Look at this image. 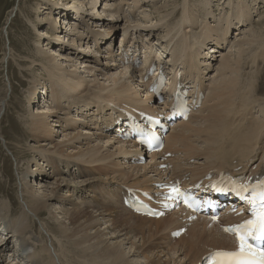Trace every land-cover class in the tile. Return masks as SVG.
Wrapping results in <instances>:
<instances>
[{
    "label": "bare ground",
    "instance_id": "6f19581e",
    "mask_svg": "<svg viewBox=\"0 0 264 264\" xmlns=\"http://www.w3.org/2000/svg\"><path fill=\"white\" fill-rule=\"evenodd\" d=\"M73 1L72 10H59L57 0H46L52 5L48 26L56 30L52 31L54 38L43 36L50 34L48 28L47 31L38 28L43 24L40 20L33 23L28 19L41 36L35 40L41 58H34L31 62L39 61V69H43L44 74L39 73L40 70L34 73L27 99L35 106L32 100L37 96L38 84L46 78L52 85L51 90L55 88L58 93L51 99L52 91L43 85L46 91L39 96L41 103L37 102L38 107L30 106V116L23 112L18 121L34 131L33 135L38 140L46 141V136L59 133L66 123L76 131V127H81L88 120L87 128L82 131L61 134L62 142L54 149L30 146L34 158L50 155V159H46L52 168L56 162L63 164L64 168L76 167L71 169V177L66 174L56 182L39 180L31 184V177L43 173L38 167L31 168L34 160H29L28 167L21 170V175L19 173L18 213L9 214L17 211L13 207L14 198L8 196L7 201L5 197L0 204V238L4 237L2 241L0 239V257L9 253L7 264H199L213 250L237 248L234 238L223 231V224L238 223L242 217L229 215L224 217V221L214 222L209 216L198 215L190 220L189 212L181 208L153 219L131 212L123 203V195L129 187L159 194L162 192L160 187L175 178L189 177V183H195L210 174L217 176L222 170L235 171L239 167L242 170L235 171L237 174L245 171L255 173L264 163V14L251 26L254 12L249 10L251 6L248 7L246 0L239 2L237 10V4H232L236 13L232 15L228 14L230 7H222L217 12L210 0H204L201 8L196 3L190 6L192 0L179 3L175 0L180 6H175L172 0H165L161 5H158L159 0H112L113 3L105 2L100 9L99 0ZM146 2L149 3L147 7ZM36 3L38 6L41 4L40 1ZM227 3L224 0L223 4ZM152 5L157 10L150 12L148 6ZM202 7L205 15L198 16V12L204 10ZM140 9L141 12L137 11ZM122 11H126V15H122ZM137 12H140L139 16ZM56 13L60 15L54 18ZM80 13H85L98 28L91 29L86 17H80ZM157 13L159 20L155 19ZM141 17L149 21V25L143 23ZM71 19L76 21L71 22ZM60 21L64 24L62 28L59 27ZM79 25L85 28L84 31ZM118 27L122 28L123 36L121 43L113 46V31ZM233 27H236L235 40L228 41L226 45L225 37ZM61 29L65 31V37L60 36ZM102 30L104 35H101L104 32H99ZM158 30L162 31V36ZM149 35L152 40L147 41ZM91 39L93 45H98L99 41L103 44L96 53L89 46ZM43 44L47 46L43 48ZM207 44L212 45L205 50ZM84 45L88 54L77 49ZM133 45L141 46L147 58L151 55L170 71L176 72L177 66L182 64L185 80L196 81L193 87H203L202 78L205 79L206 70L217 58L220 59L212 75L206 77L209 84L204 83L203 89L207 92L199 111L192 112L187 121H177L167 136L165 149L148 155L149 163L144 166L132 163L126 170L125 165L120 168L125 170L121 171L122 174L128 171L127 180L133 178L136 181L122 184L113 176V183L101 185L93 191L94 194H89L90 183L96 182L97 177L94 174L91 177L87 170L97 168L110 174L113 167H120L118 157L135 162L143 161L148 154L136 143L123 142L115 134L104 132L105 127L113 126L121 119V109L157 115L168 107L166 102L161 105L151 103L154 96L149 92V81L144 80L141 72L145 63L138 68L128 62L127 50ZM224 45L220 52L219 48ZM51 46L62 52L49 50ZM103 51L105 61L100 66L90 64ZM24 62L35 71L27 60ZM64 99L80 110V117L61 115L60 111L67 107ZM5 102L0 100V119L4 117ZM0 138L6 140L1 125ZM168 152L173 156L165 158ZM191 159H194L193 163ZM162 165L166 167L161 169ZM87 174L89 176L85 177ZM185 183L189 185L188 181ZM0 189L5 193V184L0 183ZM64 189L67 193L62 197ZM2 190L0 195L4 194ZM93 196L96 199H90ZM64 199H67L65 203ZM60 202L62 206L58 205ZM32 217L44 221L45 226L41 223L43 221L39 222L42 231L47 233L46 228L52 227L53 237L49 235L46 240L42 232L36 230ZM181 228H185L178 239L181 246L177 248L173 244L166 250L162 249L163 237L168 238V233L171 235Z\"/></svg>",
    "mask_w": 264,
    "mask_h": 264
},
{
    "label": "rangeland",
    "instance_id": "374dc122",
    "mask_svg": "<svg viewBox=\"0 0 264 264\" xmlns=\"http://www.w3.org/2000/svg\"><path fill=\"white\" fill-rule=\"evenodd\" d=\"M36 1L37 2L40 1L41 4L38 6L37 5L38 3H36ZM159 1L160 2L158 3V5H161L162 3H164L165 0H159ZM169 1H171V0H169ZM174 1L175 0H172V3ZM182 1L183 0H177V3L182 2ZM240 1L241 0H232L231 2H229V0H227L228 3L226 5L223 4L224 0H210V3H212V5H214L213 9H216L217 12H219L222 7H226L227 9L230 7V10L228 11V14L232 15V14H236V13H234L235 10H234L232 4L233 3L237 4V8H236V10H237L238 9V4H239ZM243 1H245V0H243ZM263 1L264 0H260V1L259 0H246L245 1V3L249 4L248 7L251 6L249 10L254 12L253 13L254 14V18H253V20L251 21V24H250L251 26L262 16V14H264V2ZM57 2L60 5V9L59 10H64V9L65 10H67V9L72 10L71 8H72V4H73L74 1L73 0H57ZM105 2H108L107 4L113 3L112 0H99L98 9L102 8V6H104ZM203 2H204V0H192L190 6H193L194 3H196L195 5H198L201 8V6L203 5L202 4ZM219 2H220V4H219ZM147 4H149V3L146 2L145 3V5H146L145 7H147ZM175 4L176 3L174 2V5ZM176 5L180 6V4H176ZM40 6H41V8H40ZM51 7H52V5L47 3L46 0H0V100L6 101L5 102L6 106H5V111H4V117H1V119H0L1 129L3 130L4 136H6V140L0 138V183L5 184L6 192L4 193V189L3 190L0 189L4 193V194L0 195L1 196L0 197V201H1L0 204L3 203V201H5L4 199H6V198H7V201H9V197L8 196H10V198H14L15 199L13 201V204H14L13 207L17 211L16 212L10 211L9 212L10 215H11V213H14V214L18 213V206L20 204V199H19V197H20V189H18V184L20 183L19 173L21 175V170H23L26 167H28L27 164H28L29 160H34V161H31V162H33L30 165L31 168H35V167H36V169L39 168V170H42V173H43L42 175H40V172H39L37 175L31 177V184L34 183V181L37 182L39 180H40V182L43 181V180H49L51 182L52 181L56 182V179H60V177L62 178L66 174L68 175L67 177H71L70 171H71V169L76 167V166H74L73 168H71V167L70 168H64L63 164H61L59 162H56V164L54 166L55 169H54V167L52 168V167H50L48 165L49 162L46 159V157H49V159H50V155L47 154L45 156L44 154H42L41 155L42 157H38L37 156L38 158H34L35 157L34 156V151H31L30 146H32V145H35V146L41 145V146H44V147H48V148L51 147V149H54L53 147L58 145V143L62 142V141H60L61 140L60 138L63 136L61 134L72 133V132L73 133H77V131H80V130L82 131L83 129L87 128L86 124H87L88 120L85 123H82L81 127H79V128L76 127L75 128L76 131L71 126H69L68 123H66L67 125L62 127L60 129L61 131H59V133L54 132L53 136H51V137L46 136L45 137L46 141H40V140L37 139V137H34V135H33L34 131L31 132L29 130V128H27V126L26 127L24 126L25 124H21L18 121L19 117L22 116L23 112H24V114H26V115L29 114V116H30L31 109L34 108L35 106L38 107L39 101L41 103V98L39 96H40L41 92H45L46 91L45 89H43V85L46 86V87H49L50 90L52 89L51 83L46 78L44 80H41L39 82L40 84H38L39 89H38V92H37V96H36L35 99L33 98V100H32V101H34L35 106L33 104L31 105L30 102L28 101L29 99H27V95H30V93H31L32 83H33L34 78H35L34 73L38 72L41 69L39 67V63H40L39 61L33 62L34 64H37L35 66L31 62L34 58H41L40 55L38 54V50H37L38 46H35V40H37L38 36H39V38L41 36L38 33V31L35 29V27L30 23V20H28V19L30 18L33 23H37L40 20V22H42L44 25L43 24L39 25L38 28L45 29V31H47L46 28H48L49 34H50V35H43V36H46V37L48 36V37L54 38L53 37L54 36V32H52L54 28H51L50 26H48V21L51 19L50 16H52L51 15L52 11L50 10ZM148 7L150 8L149 9L150 12H152L154 10H157L154 7V5L148 6ZM176 9H177V7H176ZM40 10H43V11H40ZM202 10L203 11H199L198 12L199 13V14H197L198 16L205 15V8L202 7ZM99 11H101V10H99ZM137 11L141 12V9L137 10ZM140 12H137L136 14H138V16H139ZM172 12H174V11L172 10ZM27 13L29 15H27ZM77 13H78V10H77L76 14ZM121 14L122 15H126V11H122ZM58 15H60V13L59 14H57V13L54 14L53 17L56 18V17H58ZM79 16L80 17L81 16L86 17L87 22L89 23V26H90L91 29L94 30V28H98V26H96L95 23H93V22L91 23L90 18L85 13H80ZM43 18H45L47 20L45 21V19L43 20ZM138 18H140V17H138ZM114 19H117V18L115 17ZM155 19H158V20L160 19L159 14L158 15L155 14ZM210 19H213V17L210 16ZM235 19H237V18L235 17ZM62 20H63V18H62ZM73 21H76V19H71V22H73ZM141 21H143V23H148V25H149V21L144 20V17L142 18ZM59 24H60L59 27H61V28L64 25V24L61 23V21L59 22ZM79 27H81L80 29L82 31H84L85 28L82 25H79ZM110 29L112 30V27H110ZM235 31H236V27H233L231 32H230L229 38H228L229 42H233L235 40V35H236ZM60 32H61L60 36H64L65 35V31L63 29H61ZM99 32H104V31L102 30V31H99ZM108 32L110 33L111 31L108 30ZM113 32H114L113 46H115V45L117 46V45H119V42L122 39L123 31H122V28L118 27ZM158 32H159V36H162V34H163L162 31L158 30ZM98 33H96V36H97ZM104 34H105V32L103 34H101V35H104ZM155 35L158 36L156 33H155ZM156 36L154 38H156ZM68 37L69 36H67L66 40H68ZM149 37L152 40V36H149ZM86 41H88V40H86ZM67 42L69 43V41H67ZM163 43H164V40H163ZM102 45L103 44L100 41H99L98 45H93L92 44V39L89 42V46H91L93 51H94L93 53H96L99 50L100 46H102ZM211 45L212 44H208L207 48L205 50L210 49ZM46 46L47 45L43 44V48H45ZM85 46L86 45H84L82 47H77V49L79 50V52L81 51V52H85L84 54H88L87 51H84L87 48V46L86 47ZM228 46H230V44ZM104 48L105 47H102L101 49H104ZM224 48H225V46H224ZM224 48H220L219 49V50H221L220 52H222V50H224ZM52 49L55 50V51L57 49L59 52H62L60 49L56 48L55 46H51L49 50H52ZM75 49H76V47H75ZM47 51H48V49H47ZM227 51L228 50H227V47H226V52ZM51 53H52V51H51ZM89 54H91V53H89ZM210 54L214 55V53H210ZM104 55H105L104 51L103 52H99V56H95V59L93 61L94 63L90 62V64L99 65L100 66V64H102V62L105 61V59L103 58ZM218 59H220V58H217V60L214 62V64L211 66V68L209 70H206V75L208 77H209V75L211 76L212 75L211 73L215 71V69L217 67V64H218ZM25 60H27V63L29 62V64H31L33 67H35V71H32V69L31 70L29 69L28 64H26L24 62ZM84 60L86 61V59H80L79 61H84ZM85 61H84V63H89V62H85ZM23 65H24V67H23ZM26 67H27V69H26ZM111 71L113 72V70H111ZM39 73H43V69L40 70ZM56 91L57 90H55V88H54L53 91L50 93L51 99L54 98V94L56 95L58 93ZM63 103L67 106L66 108H64L65 110L62 109L60 111V113H61V115L63 117L65 115H66L65 117H69L72 114L73 115H77L79 117L81 116L80 110L77 109L74 106L72 107L71 104L69 105L68 100L64 99ZM151 103L152 104H155V103L159 104L156 99H152ZM64 112H67V114H65ZM69 112H71V114ZM77 112H79V113H77ZM68 114H69V116H68ZM104 132H107V131L104 129ZM5 141H6V143H5ZM43 142L46 143V144H44ZM17 149L19 151H17ZM133 149L135 150L136 148H133ZM134 150H132V152ZM17 153H20V154L17 155ZM148 155H151V154L150 153L145 154V158H143V161H135V162L133 161V159H132L131 162H127L126 160H123L121 157H118L117 160H121L120 163H119L120 167H117V168L113 167V169H111L113 171L110 174L109 173L100 172L99 170H96L97 168L92 169V170H87L88 174L91 177H93L92 174L96 175L94 177H97L96 182H93V183L91 182L90 183V186H89L90 189L88 191L89 194H91L95 189L97 190V188L99 186H101V185L108 184L109 182L113 183L114 182V180L112 179L113 176H115L116 179L120 180V181L115 180L116 182H119V183H122V184H125L127 182H128V184H130V183H132L133 180L136 181L133 178L127 180L128 171L125 174H122L121 171L123 172L126 169H128L129 164L132 165V163L133 164L134 163H140V164H136V165H139V166L146 165L147 162L149 163V160H150ZM23 156L26 157L25 158L26 160L21 158ZM17 159H18V161H17ZM36 161H37V163H36ZM190 162L193 163L194 159H191ZM122 163H124V164H122ZM41 164H44V166H42ZM40 165H41V167H40ZM123 165L126 166V167H124L125 170L120 169L121 167L123 168ZM87 168H91V167L87 166ZM114 168H116V169H114ZM163 168H165V167L161 166V169H163ZM18 169H20V171ZM88 174H87V176L85 175V177H88L89 176ZM107 174L109 175V177H108ZM121 174L123 176H121ZM99 175H100V177H99ZM43 176H45V177H43ZM124 176H126L125 179L123 178ZM63 184H65V183H63ZM21 185L24 186V184H21ZM63 186H65V185H63ZM91 189H92V191H91ZM66 190L67 189H64L63 192H61V196L62 197H64L63 195H65L67 193ZM64 191H65V193H64ZM92 194H94V192ZM90 199H96V197L93 196V197H90ZM65 200H67V199H64L63 203L66 202ZM63 203L60 202V204H58V205L62 206ZM32 218H33L32 221L36 225V230L39 233L42 232V234H43V236L45 237L46 240L49 238V235H51L53 237V232L51 231L52 227L49 228L50 230L48 229V227L47 228L45 227L47 229V231H48L46 233L44 230L43 231L41 230V226H42L41 223H43L44 226L46 225V224H44V221L43 220H41L43 222H41L40 220L38 221V219L36 217H32ZM39 222H41V223L39 224ZM48 233H52V234H48ZM3 238H0L1 241H2ZM157 238L158 237H155L154 239H157ZM178 239L179 238L172 237V235H170V233H168V238L163 237V239H162V241H163L162 249L165 248V250H166L170 246H173V244L177 248H178V246L180 247L181 244L178 241ZM52 248L55 249L53 245H52ZM164 258L165 257H163V259ZM8 259H9V253H5V255H3V257L1 258V264H7V261L8 262L10 261Z\"/></svg>",
    "mask_w": 264,
    "mask_h": 264
},
{
    "label": "snow or ice",
    "instance_id": "6c2138e0",
    "mask_svg": "<svg viewBox=\"0 0 264 264\" xmlns=\"http://www.w3.org/2000/svg\"><path fill=\"white\" fill-rule=\"evenodd\" d=\"M249 203L253 206L254 219L239 227L225 229L235 233L239 241L238 251L216 253L227 258L226 264H264V250H257L248 242L249 239L264 240V183ZM222 264L225 262L222 261Z\"/></svg>",
    "mask_w": 264,
    "mask_h": 264
}]
</instances>
